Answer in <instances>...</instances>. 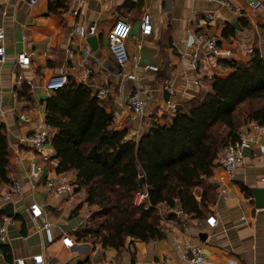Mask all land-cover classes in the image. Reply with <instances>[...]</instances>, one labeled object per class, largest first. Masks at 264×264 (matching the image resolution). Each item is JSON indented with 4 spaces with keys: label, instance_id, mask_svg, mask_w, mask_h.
<instances>
[{
    "label": "crops",
    "instance_id": "1",
    "mask_svg": "<svg viewBox=\"0 0 264 264\" xmlns=\"http://www.w3.org/2000/svg\"><path fill=\"white\" fill-rule=\"evenodd\" d=\"M255 1L230 0L232 6L227 7L215 0H87L79 17L74 18L70 11L81 7L79 0H38L35 4L28 0H0V28L5 32L7 54L1 66L4 115L0 123L5 125L9 141V181L18 179L24 186L8 224L9 239L0 241V264H17L20 258L25 264H36L34 257L38 255L42 256V264H187V250L194 244L203 245L207 259L204 264H264V208L256 207L253 191L264 189V149L245 148L243 161L232 177L215 162L212 176L206 180L211 186L206 190L210 201L203 218L176 207L165 213L175 215L174 221L165 218V237L148 242L128 238L121 249L104 248L76 234L84 220L99 215L101 209L113 210V218L108 219L112 222L116 208H86V194L80 195L83 190L59 199L45 197L41 188L31 189L27 172L33 151L26 137L35 123L46 121V100L54 92L44 87L50 77L65 73L71 82L88 85L95 93L99 88H108L105 97L96 96L113 114L112 128L137 140L151 123L163 125L171 121L173 113L166 107L167 94L162 90L167 81H175L173 100L183 105L209 91L213 75L225 78L233 72L220 60L245 65L254 50L264 58V0L252 11L249 4ZM208 13L214 17L209 19ZM145 14L152 21V30L147 34L141 32ZM117 20L131 24L127 39L129 63L125 68L115 63L108 48V32ZM77 21L85 26L95 23V48L88 41L93 35L80 37L75 33ZM198 32L215 38L220 53L200 59L195 69L191 58L198 51L194 40ZM86 48L90 54L83 63ZM23 51L34 52L30 65L16 69L18 54ZM150 64L158 69L147 68ZM131 71L135 81L125 77ZM26 80L32 81V88ZM136 87L143 90L152 116L135 114L123 99ZM20 113L29 115L31 121L20 120ZM44 167L46 176L52 166L48 163ZM68 174L76 180L73 171ZM8 185L2 184L0 193ZM194 192L200 200L204 188L195 186ZM34 202L47 213L52 242H48L41 221L28 211ZM210 216L215 217L214 226L207 223ZM65 236L74 241L72 246L63 244Z\"/></svg>",
    "mask_w": 264,
    "mask_h": 264
},
{
    "label": "trees",
    "instance_id": "2",
    "mask_svg": "<svg viewBox=\"0 0 264 264\" xmlns=\"http://www.w3.org/2000/svg\"><path fill=\"white\" fill-rule=\"evenodd\" d=\"M220 64L233 72L225 78L213 75L209 91L176 108L171 121L151 123L137 140H125L124 131L112 128L113 114L88 85L68 78L65 87L47 98L46 122L56 129L51 145L59 171L74 172V190L85 192L87 205L117 210L111 223H83L76 233L79 239L91 237L104 248L121 249L128 238L148 242L165 237L159 208L168 212L179 207L195 218L205 216L211 187L206 180L218 155L239 139L244 125L264 126V58L254 50L245 65L225 59ZM254 101L261 104L239 123L237 109ZM8 147L6 127L0 123V186L10 182ZM140 177L148 196L135 205ZM195 186L204 188L200 200ZM98 213L113 218L111 209ZM4 215L0 206V225Z\"/></svg>",
    "mask_w": 264,
    "mask_h": 264
},
{
    "label": "built area",
    "instance_id": "3",
    "mask_svg": "<svg viewBox=\"0 0 264 264\" xmlns=\"http://www.w3.org/2000/svg\"><path fill=\"white\" fill-rule=\"evenodd\" d=\"M38 0H28L29 4H35ZM221 5L231 7L232 4L230 0H215ZM81 7L78 9H72L71 15L76 18L81 14L82 7L87 3V0H79ZM262 2L257 0L250 3V8L252 11H255L261 6ZM207 17L212 19L214 17L213 13H208ZM152 30V21L149 14H145L141 19V32L143 34L150 33ZM75 33L80 37H86L88 35H93L97 32V27L95 23L84 25L82 21H77L74 25ZM131 32V24L126 20H117L111 29L108 32V48L109 52L115 61V63L121 67L125 68L129 63V52L127 48V39L129 38ZM26 39V36L23 37ZM198 51L196 50L193 53L191 58V65L196 69L197 63L200 59H206L210 54H219V45L215 38L210 37L202 32L195 33L194 37ZM201 47H205L204 51ZM244 49L247 47L244 46ZM33 51H23L18 54L15 68L24 69L29 67L30 58L33 56ZM90 54V49L86 48L82 54V62L86 63L87 57ZM227 55L229 53L227 52ZM6 51H5V32L3 28H0V116L4 115L3 107V88L1 80V66L6 61ZM147 68L157 70V66L150 64ZM21 77V76H19ZM125 77L130 80H136V75L134 72H127ZM68 83V75L65 73L57 74L52 77L45 83L44 87L47 91H55L62 89ZM26 84L33 87L31 80H26ZM162 90L167 94L166 107L168 111L174 112L176 110L177 102L173 100L176 92V83L174 80L167 81ZM142 89L136 87L135 91L128 95L124 96L123 99L128 103L132 111L137 115H148L152 116V111H148L142 96ZM109 92V89L106 87L99 88L96 92V95L100 98L105 97ZM16 95V92H14ZM19 119L23 122L29 123L31 121L29 115L25 113L19 114ZM249 129H245L241 132L240 137L234 143H231L223 151L220 152L217 159L215 160L216 164L221 167L230 177L235 173L237 166L243 161V150L245 148H255L259 151L264 149V144L261 143V139H264V126L255 122H251L248 125ZM52 129L43 120H39L35 123L34 127L27 135L26 140L28 141L30 148L33 151V155L28 162V177L29 184L33 191H37L39 188L42 189L46 197L59 199L62 197L72 196L74 193V180L69 176L68 172L59 171V160L56 158L55 149L51 145L52 139ZM125 140H128L125 137ZM52 166V169L49 170L47 175H44L45 172V162ZM23 183L18 179H12L9 182L8 189L0 193V205L5 203L15 204L18 197L23 193ZM148 196L147 190L141 189L134 194L133 202L135 205H140L143 200ZM28 211L30 212L33 218H38L41 221L42 229L46 232L48 242L54 240V236L51 233V222L47 218V213L43 210V207L38 203L34 202L29 206ZM174 219V218H173ZM171 219V221H174ZM12 221V217L4 216L3 222L0 225V241L7 242L9 239L8 235V224ZM165 222V218L162 219ZM207 223L210 226L215 225V217L210 216L207 219ZM63 244L66 247L73 245L74 241L68 236L62 237ZM36 264H42L43 259L41 255L34 257ZM207 261L204 248L202 244L191 245L187 250V264H204ZM17 264H25L23 258L17 259ZM227 264H238L234 262H228Z\"/></svg>",
    "mask_w": 264,
    "mask_h": 264
},
{
    "label": "rangeland",
    "instance_id": "4",
    "mask_svg": "<svg viewBox=\"0 0 264 264\" xmlns=\"http://www.w3.org/2000/svg\"><path fill=\"white\" fill-rule=\"evenodd\" d=\"M261 103L257 102V101H254V102H251V103H245V104H242L238 109H237V112H236V115H237V120L239 123L243 124L245 122V119H246V115L247 113L249 112L250 109L252 108H255L257 106H259ZM250 124V123H249ZM249 124L247 125H244L245 127L248 126ZM242 127L241 130H244L245 127ZM45 164H48V161L45 162ZM201 187V186H200ZM203 188V187H202ZM195 190V188H194ZM44 194V193H43ZM84 194V191L80 193V195ZM74 195V193H73ZM44 196L46 197V195L44 194ZM86 208L88 209H93L94 207H91L89 205L86 206ZM167 212V210L165 211V209L163 208H159V213H160V224L164 225L165 226V222L162 221L163 218H166V215L165 213ZM91 220H94L93 222H91ZM90 221V222H89ZM102 222H107V223H111L108 221L107 218H104V217H99V215H94V216H88L85 220H84V224H87L88 226H93V224H97V223H102ZM78 233V232H77ZM87 241L89 243H96L95 242V239L94 238H91V237H88Z\"/></svg>",
    "mask_w": 264,
    "mask_h": 264
},
{
    "label": "water",
    "instance_id": "5",
    "mask_svg": "<svg viewBox=\"0 0 264 264\" xmlns=\"http://www.w3.org/2000/svg\"><path fill=\"white\" fill-rule=\"evenodd\" d=\"M89 43L93 48H95L97 44V37L95 35L89 37ZM181 104H177L176 108H181ZM139 187L140 189H144V178H139ZM254 196L256 199V207L257 208H264V189H254ZM4 214L6 217H12L14 215V204L9 202L2 205ZM202 237L205 238L206 234L202 233Z\"/></svg>",
    "mask_w": 264,
    "mask_h": 264
}]
</instances>
